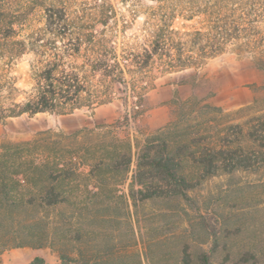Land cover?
I'll return each mask as SVG.
<instances>
[{
    "label": "rangeland",
    "instance_id": "1",
    "mask_svg": "<svg viewBox=\"0 0 264 264\" xmlns=\"http://www.w3.org/2000/svg\"><path fill=\"white\" fill-rule=\"evenodd\" d=\"M50 6L64 8L65 36L46 30ZM0 9V106L36 96L52 53L84 86L54 113L0 121V145L24 144L18 157L75 170L58 182V206L0 217V255L17 241L38 245L24 234L34 228L47 237L38 249L83 264H199L203 253L213 264H264V164L203 178L185 161L182 173L200 181L189 200H134L147 139L172 125V140L208 142L264 116V0H1ZM123 154L128 170L109 167ZM19 179L22 194L41 188Z\"/></svg>",
    "mask_w": 264,
    "mask_h": 264
},
{
    "label": "trees",
    "instance_id": "2",
    "mask_svg": "<svg viewBox=\"0 0 264 264\" xmlns=\"http://www.w3.org/2000/svg\"><path fill=\"white\" fill-rule=\"evenodd\" d=\"M2 16L3 11L0 9V24ZM66 29L64 8L61 6L47 7L46 30L57 36H65ZM210 34L213 32H209L208 35ZM209 48L204 51L207 55H213L216 50L224 51L225 49L221 45L218 49ZM77 51H79V47L75 49V52ZM152 56V54L148 55V59H151ZM148 59L145 61V65L148 64ZM100 63L102 66H108L106 61H100ZM100 63L96 64L98 70L102 69ZM83 91L84 86L78 73L66 67L64 54L56 57L55 53H52L40 73L36 96L24 103H13L8 108L1 105L0 121L4 123L9 118L25 114L54 113L60 108L74 103ZM172 129L171 125L156 136L147 139L145 147L138 156L134 180L141 188L134 195L135 201L173 198L189 200V192L194 190L200 181H190L182 173L185 161L198 166L203 178L222 172L253 170L264 164V116L257 117L256 123H250L246 131L240 124L226 125L218 135V139L208 142L186 136L172 140ZM23 146L24 144L12 143L0 145V217L10 210L26 212L35 204L41 208L58 206L65 200L58 188V182L71 178L75 172L67 165L62 166L60 161L51 164L39 159L18 157L17 151ZM130 165L131 157L123 154L115 159L109 167L115 170H128ZM53 168L56 171H52ZM21 174L25 177L26 185L32 182L41 183V188L29 192V195L22 194L19 190V186L24 185L19 179ZM30 174L33 176L38 174L40 177L47 176L54 181L37 182L32 179ZM3 229L4 225L0 222V232ZM16 231L17 233L21 232L20 229ZM24 234L29 240L39 241L38 245H32L35 249L42 248L47 244L45 241L47 237L41 231L33 228L31 231H24ZM15 245L17 247L28 246L19 244L18 241ZM60 259L61 264H83L64 254L60 255ZM245 260L247 259L245 258ZM199 262V264H213L212 256L203 253L200 255ZM29 264L46 263L42 258H36Z\"/></svg>",
    "mask_w": 264,
    "mask_h": 264
},
{
    "label": "crops",
    "instance_id": "3",
    "mask_svg": "<svg viewBox=\"0 0 264 264\" xmlns=\"http://www.w3.org/2000/svg\"><path fill=\"white\" fill-rule=\"evenodd\" d=\"M36 258H42L46 264L61 263L58 255L50 248L20 247L3 252L0 255V264H29Z\"/></svg>",
    "mask_w": 264,
    "mask_h": 264
}]
</instances>
